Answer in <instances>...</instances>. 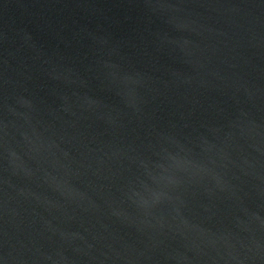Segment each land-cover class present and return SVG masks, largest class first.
Segmentation results:
<instances>
[{
	"label": "water",
	"instance_id": "obj_1",
	"mask_svg": "<svg viewBox=\"0 0 264 264\" xmlns=\"http://www.w3.org/2000/svg\"><path fill=\"white\" fill-rule=\"evenodd\" d=\"M0 264H264V0H0Z\"/></svg>",
	"mask_w": 264,
	"mask_h": 264
}]
</instances>
